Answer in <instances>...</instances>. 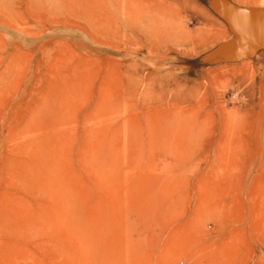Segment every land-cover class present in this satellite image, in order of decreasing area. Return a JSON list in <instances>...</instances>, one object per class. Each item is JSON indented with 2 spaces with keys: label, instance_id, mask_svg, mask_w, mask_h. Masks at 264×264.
<instances>
[{
  "label": "rangeland",
  "instance_id": "374dc122",
  "mask_svg": "<svg viewBox=\"0 0 264 264\" xmlns=\"http://www.w3.org/2000/svg\"><path fill=\"white\" fill-rule=\"evenodd\" d=\"M240 11L264 0H0V264H264Z\"/></svg>",
  "mask_w": 264,
  "mask_h": 264
},
{
  "label": "water",
  "instance_id": "95a60500",
  "mask_svg": "<svg viewBox=\"0 0 264 264\" xmlns=\"http://www.w3.org/2000/svg\"><path fill=\"white\" fill-rule=\"evenodd\" d=\"M236 22L244 39H259L261 36L264 42V11H240Z\"/></svg>",
  "mask_w": 264,
  "mask_h": 264
},
{
  "label": "bare ground",
  "instance_id": "6f19581e",
  "mask_svg": "<svg viewBox=\"0 0 264 264\" xmlns=\"http://www.w3.org/2000/svg\"><path fill=\"white\" fill-rule=\"evenodd\" d=\"M218 62V61H217ZM212 63V62H211ZM241 142V141H240ZM239 146H241V145H239ZM239 149V148H238ZM198 183V182H197ZM200 183V182H199ZM231 183V182H230ZM238 183V182H237ZM200 193V192H199ZM198 195V194H197ZM190 198V197H189ZM200 198V197H199ZM201 200V199H200ZM190 203V202H189ZM198 203V202H197ZM193 204V203H192ZM188 205H190V204H188ZM200 205V204H199ZM200 207V206H199ZM204 207V206H203ZM202 209V208H201ZM200 209V210H201ZM195 213V212H194ZM181 217V216H180ZM182 219H184V218H182ZM182 222H185V220L184 221H182ZM182 224V223H181ZM191 225V224H190ZM178 227V226H177ZM183 227V226H182ZM179 228V227H178ZM181 233V232H180ZM178 237V236H177ZM174 238H176V237H174ZM176 239H178V238H176ZM180 244V243H179ZM172 248V247H171Z\"/></svg>",
  "mask_w": 264,
  "mask_h": 264
}]
</instances>
